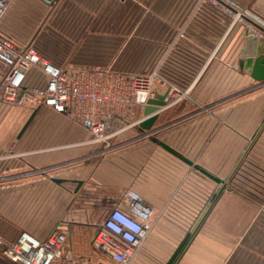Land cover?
<instances>
[{"label": "crops", "instance_id": "crops-1", "mask_svg": "<svg viewBox=\"0 0 264 264\" xmlns=\"http://www.w3.org/2000/svg\"><path fill=\"white\" fill-rule=\"evenodd\" d=\"M63 2L66 15L50 17V33L43 43L50 37L53 43L47 51L40 44V56L63 68L155 73L160 83H153L154 97L167 100L155 112L150 130L135 126L116 134L118 140L127 139L111 150L95 142L66 114L43 105L31 111L10 108L0 101V147L4 150L0 174H5L0 182L15 183L11 198L16 212L23 215L24 199L40 197V182L59 184L61 180L51 172L63 169L57 175L69 185L64 187L70 194L69 206L64 207L68 218L67 224L57 222L55 227L67 229L66 249L71 254L103 262L91 244L96 228L88 223L105 216L128 190L133 191L151 208L152 216L160 217L143 243V257L156 249V258L166 264L217 187L202 170L224 180L225 187L177 264L230 263L234 249L242 246L254 247L257 254L262 244L248 237L257 229L264 232L259 224L264 217V83L243 71L246 28L234 22L237 12L264 21V0ZM24 5L23 0H14L0 21V35L17 46L26 37L13 34L14 27L34 29L33 22L25 25L13 15V9L22 10ZM36 11L34 21L39 26L43 19ZM255 48L254 42V57ZM31 72L37 81L28 77ZM45 82L41 73L31 70L25 85ZM143 109H136L137 117H143ZM116 125L110 122L108 132ZM13 167L16 173L8 175Z\"/></svg>", "mask_w": 264, "mask_h": 264}, {"label": "built area", "instance_id": "built-area-1", "mask_svg": "<svg viewBox=\"0 0 264 264\" xmlns=\"http://www.w3.org/2000/svg\"><path fill=\"white\" fill-rule=\"evenodd\" d=\"M12 0H0V21ZM54 6L59 0H39ZM246 28L245 42L256 43L259 55L264 40V21L255 16L236 14ZM254 57V56H253ZM36 70L46 82L25 85L28 72ZM0 101L10 106L43 105L68 115L86 130L95 142L105 143L116 134L138 126L144 116H136L146 102L155 98V73L131 74L110 68H63L51 64L32 46H17L0 35ZM159 82V81H156ZM160 83V82H159ZM167 97L164 96V101ZM143 112V111H142ZM110 122L116 128L108 132ZM151 208L140 197L127 192L103 217L92 238V247L102 257L95 261L86 255H73L66 249L67 229H53L44 238L21 232L5 251L18 264H129L150 231Z\"/></svg>", "mask_w": 264, "mask_h": 264}, {"label": "rangeland", "instance_id": "rangeland-1", "mask_svg": "<svg viewBox=\"0 0 264 264\" xmlns=\"http://www.w3.org/2000/svg\"><path fill=\"white\" fill-rule=\"evenodd\" d=\"M13 1L14 0H12L10 4H12ZM19 1L22 2V0H15L16 3ZM38 3H39V6H38ZM63 3H64L63 0H59L56 5L50 7L39 0H23V4H25L24 9L22 10L16 9V11L18 10L17 12H20V13H17L13 9V15L17 17L19 22L22 23L25 21L26 22L25 25H27L28 23L31 24L33 22V24L31 25H33L34 27V29L32 30H29L27 26L21 28L22 26L19 27V25H16L14 27L16 31L13 34H18V36L20 35L22 37H26L25 39H23L24 40L23 43L20 44L19 46H25V45L32 46L35 50H37L36 52L39 53L38 48L40 44L43 43V40H44L43 38H47L49 36L48 33H50V30H49L50 23H51L49 20L50 17H53L54 15L62 16V14L66 15ZM57 6H59L60 9L55 13ZM35 9L39 10V12L36 11V14L41 16L39 20L41 21L43 19V22L42 23L40 22L39 26H38V23H36L38 21H34L35 12L33 11H35ZM241 19L245 20V18H243L242 16H241ZM234 23H238V24L240 23L243 25L242 21H239V19ZM48 39H50L49 42H47L48 41L47 40L45 41L47 43L42 44L46 51H47V47L49 45L51 46L53 43L52 41L53 38L50 37ZM246 45H245V48H246ZM59 47L61 49L64 48L62 42ZM28 77H31L32 80L34 79L35 81L38 80L36 75L33 72H31ZM34 106H35L34 104H31V105H21V106H10V108L17 107V108H22L26 111H31L33 110L32 108ZM127 132H124V134ZM136 133L137 132H135V135ZM133 134L134 133L128 136L132 137ZM124 139H127V138H124ZM124 139L119 138L118 140L117 137L115 138L113 137L103 144L105 148L107 147L106 148L107 150L108 149L111 150L113 148V145H115L116 143L120 141H123ZM13 153L14 152H12L11 154ZM3 154H4V150L1 149L0 147V164L3 160L1 158ZM27 170H30V169H27ZM62 170L63 169L58 168L51 172V174L54 175L53 178H55L56 180L57 179L61 180L59 184L58 183L54 184L52 182L48 184V182H45V181L40 182L39 187H38L40 197L34 200L24 199L23 215L20 214V212H16V201L13 198H11V197H14L15 195L14 193L15 183L13 182L10 184H2L0 182V243L2 244L12 243L22 231H26L29 234L35 236L36 238H44L47 234H49L53 229L56 228L55 226L57 222L58 224L59 223H63L64 225L67 224L68 217L65 215L64 207H66L67 205L69 206L70 194H69V191L67 193V189H64V187L69 188V185L64 183L65 181L63 182L62 180L63 177H61L60 175H57V172L62 171ZM91 171H92V174L88 175L90 180L92 177L94 179L95 168L94 167L91 168L90 173ZM15 173H16V170H14V167L8 171V175H14ZM0 175H5V174L2 173ZM39 176H43L49 179V177H47L46 174H40ZM48 185H50V187ZM54 188L56 190H54ZM127 192H132L133 194L137 195L133 191L128 190ZM91 195L93 196L92 193ZM91 195H89V197ZM65 196H67V198H65ZM137 196L140 197L139 195ZM103 217L104 216L94 217L93 219L90 220V222L88 223V226L90 228L93 227L94 229L95 228L97 229V226L100 225ZM159 223H160V217L151 215L150 231L146 239H148L153 234V231L155 230L157 225H159ZM259 224L262 225L260 229L264 230V217L261 218V221L259 222ZM248 239L256 243L258 240L260 241L262 246L260 248H257L258 253L256 254L254 252L255 254H253V251H255L254 247H245V246H242L241 248L237 247L234 249L235 255L233 257V261L230 263H226V264H264V232H260L258 229L256 231H252ZM250 242L251 241H249V243ZM142 246L139 248L137 253H135L133 259L131 260L129 264H163L164 263L163 261H160L161 259L159 260L158 258H156L158 256L156 249L152 250L153 252H151L150 254H146V256L143 257ZM171 250H173V248L169 249V251ZM89 254L92 255V247H90ZM156 260H159V261H156ZM210 260H213V259L211 258ZM0 264H18L17 261L15 260V257L11 255L9 251H5L1 245H0ZM202 264H208V261H205V263H202ZM215 264H224V263H218V261L216 260Z\"/></svg>", "mask_w": 264, "mask_h": 264}, {"label": "water", "instance_id": "water-1", "mask_svg": "<svg viewBox=\"0 0 264 264\" xmlns=\"http://www.w3.org/2000/svg\"><path fill=\"white\" fill-rule=\"evenodd\" d=\"M253 50H254V42L249 41L246 45V48H245V53H244V57H245L244 59L245 60H244V63L242 65V68H243V71L245 73L249 74V76L253 80H255L257 82H263L264 83V40L261 44V47H260L261 52L259 53V55L253 57ZM163 100H164V96H157L155 98L149 99L146 102V105L144 106V109H143V116L146 118L144 120H142L138 125V127L141 131H146V130L151 129L152 125L154 124V122L157 118V115L155 114V112L159 109L160 106L164 105ZM29 121H30V118L26 121V123L22 127L21 132L28 125ZM160 145L166 151L173 153V154H176L171 149H169L166 145H164L162 143ZM181 159L185 163L192 165V163L190 161H188L182 157H181ZM195 168H197V167H195ZM201 172L203 174L207 175L208 177H210L213 181H215L217 183V187H216L214 193L212 194V196L210 197V199L208 200L204 210L198 216V218H197L195 224L193 225L192 229L185 234V236L180 241L178 246L175 248V250L173 251L172 255L170 256V258L168 259L166 264H177L179 258L181 257V255L183 254V252L185 251L187 246L189 245V243L192 240L197 229L202 224L204 218L207 215L209 208L216 202L219 194L221 193V191L225 187V181L224 180L223 181L219 180V179H217L211 175H208L206 172H204L202 170H201ZM79 186H80V183H78L76 190L78 189Z\"/></svg>", "mask_w": 264, "mask_h": 264}]
</instances>
